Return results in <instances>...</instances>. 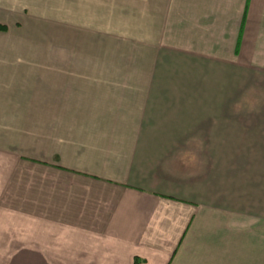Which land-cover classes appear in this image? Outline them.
I'll list each match as a JSON object with an SVG mask.
<instances>
[{
    "label": "crops",
    "instance_id": "crops-1",
    "mask_svg": "<svg viewBox=\"0 0 264 264\" xmlns=\"http://www.w3.org/2000/svg\"><path fill=\"white\" fill-rule=\"evenodd\" d=\"M121 15L149 27L151 61L134 71L196 70L213 103L110 79L126 75L105 63ZM0 24V204L21 236L4 264H264V167H248L245 146L255 134L264 148V0H0ZM195 106L213 116L158 117ZM179 122L196 124L199 157L246 151L232 167H173L184 135L159 163Z\"/></svg>",
    "mask_w": 264,
    "mask_h": 264
},
{
    "label": "rangeland",
    "instance_id": "rangeland-1",
    "mask_svg": "<svg viewBox=\"0 0 264 264\" xmlns=\"http://www.w3.org/2000/svg\"><path fill=\"white\" fill-rule=\"evenodd\" d=\"M17 3L14 4V8H17ZM20 7V6H19ZM12 8V6H11ZM46 14H44L45 21L49 23L48 18L51 17L52 12L45 11ZM126 16V17H125ZM112 17V16H111ZM122 17V18H121ZM120 20L117 22H111V25L109 26V37L107 38V51L109 53V58L105 60L106 65H108L110 68H116L119 69L121 73V69H123V72L126 73L124 76H111L110 79L113 78V80H116L118 82L120 81H126L130 82V80L134 83L135 80L138 83H144V82H150L152 81L153 83H165L166 81L170 82L173 85H178L179 87L183 86L185 88H189L190 91L188 92H180V93H175L177 95L182 94L185 95V99H191V100H200L202 99V96L204 99H207V103H213V101L208 102L209 97L208 93H203V92H198V82H199V76L196 70H187V69H176L174 71L170 70L169 73L165 72L164 68L159 69V67L155 66L154 69L152 67L151 75L150 73H147L146 76H143L141 72H136L134 69L137 71H140L138 69L144 68L143 63L145 60H150L148 59L147 55L144 53H149L150 46L149 43H142L141 40H148V39H143V38H148L141 36L142 34H145L144 31H148L149 27L142 28L141 23L137 21L136 19L134 20V17L132 15H121ZM113 21V20H112ZM115 24H119L116 26ZM115 25V26H112ZM93 30L95 32L101 31L102 28L100 26H95L93 27ZM10 42V41H9ZM7 42V43H9ZM138 42V43H137ZM140 42V43H139ZM27 44L25 40H23L20 45ZM64 45V44H62ZM49 47V45H47ZM60 50V48L58 49ZM156 51V50H155ZM151 61V60H150ZM149 67V66H147ZM173 69V68H172ZM146 71H149L146 69ZM128 73H131L132 75L129 76ZM166 74H169V77H166ZM209 78L213 79V76L207 77V81ZM166 80V81H165ZM212 82V81H211ZM209 82H207L208 84ZM247 103V102H246ZM196 104V102H195ZM229 106H226L227 109H223L225 112H234L236 108L230 107L234 106L232 103L227 104ZM260 105L259 102H249L246 106L248 107H257ZM239 106H242L241 103ZM248 108H239L238 113H241V111H244ZM213 110L214 108H201V107H187V108H159L158 112L162 111V114H159L158 117H163L166 115L174 117L175 120L177 121H182V119H186L187 116H190V118H193V120H196L198 115H204V116H213ZM264 111V109H263ZM210 113H212L210 115ZM183 115V116H182ZM182 116V117H179ZM166 117V116H165ZM171 117V118H172ZM264 118V117H262ZM221 125V123H218ZM161 126V125H160ZM170 127L167 129L169 134L167 135L168 139L162 140V147L159 146L157 148L158 152V162L160 163L161 160L164 157L169 156V153L171 151H175L177 149H181V146L184 147L182 144L181 138L179 136H189L193 135L194 139H187L185 140V148L182 150V156H174L175 160L173 159V167L181 166L184 165V167H197L198 160L201 158L203 161V157H206V160L204 158V164H210L208 167H212L214 163L220 164L223 167H232L233 165V157L235 158L236 155L239 153H244L245 146H249L250 148V153L249 156H247L248 159V167H257V171H255V174L260 175L261 172V167H264V148L262 149L261 145L259 144L262 139H257L256 135L254 134L255 140H250L245 138V146H243L241 149L235 150L233 149V146H231L232 149L228 148L227 150H222L221 154L222 155H216L213 156H203L199 157L197 154V132H196V124H192L190 126V130H183L188 126L187 123H174L172 125H169ZM219 125H215L214 123H211V125L208 124L207 129L205 132H203V138L206 140V145L210 144L213 138L217 136L216 132H214V128L218 127ZM263 125H259L261 128ZM159 127V125H158ZM225 133V132H224ZM243 137L247 136L246 132H240ZM220 135V133H219ZM226 135H233L232 133H227V134H221L222 144L227 145L230 140L226 141L225 138H227ZM232 138H235L234 136H231ZM243 140L242 138H239L238 141L240 145H243ZM160 140L158 143L160 144ZM208 142V143H207ZM264 144V141H263ZM211 145V144H210ZM144 155L145 152L141 151ZM142 154V155H143ZM33 154L27 155L32 156ZM153 157V156H152ZM154 156L153 158H155ZM200 161V163H201ZM233 162V163H232ZM15 166V165H14ZM204 165L202 167H205ZM23 167V166H21ZM207 167V166H206ZM255 169V170H256ZM257 179H260V176L257 177ZM8 214H11V211L6 209L5 204H0V264H4L6 260L12 258L14 255H16L15 249L20 248L21 243L20 239L21 236L16 234L17 228H12L8 227V223H13V221H8ZM7 219V220H6ZM20 223V221H18ZM20 231V230H19ZM18 254V253H17Z\"/></svg>",
    "mask_w": 264,
    "mask_h": 264
},
{
    "label": "trees",
    "instance_id": "trees-1",
    "mask_svg": "<svg viewBox=\"0 0 264 264\" xmlns=\"http://www.w3.org/2000/svg\"><path fill=\"white\" fill-rule=\"evenodd\" d=\"M6 30V27H5V25H3V24H0V31H5Z\"/></svg>",
    "mask_w": 264,
    "mask_h": 264
}]
</instances>
